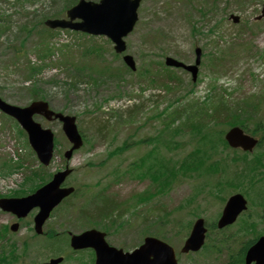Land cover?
<instances>
[{
  "label": "rangeland",
  "instance_id": "obj_1",
  "mask_svg": "<svg viewBox=\"0 0 264 264\" xmlns=\"http://www.w3.org/2000/svg\"><path fill=\"white\" fill-rule=\"evenodd\" d=\"M74 1L0 0V97L3 100L22 107L29 104L32 99H36L28 93L30 86L26 85L30 80L26 78L28 74L26 68L30 65L28 60L34 56L38 58L42 53H45L46 47H50L49 40L56 34L47 36V32L39 21L41 22L42 17L57 18L56 16L60 15L63 8ZM92 1L96 2L97 0ZM263 4L264 0H142L137 11L138 24L125 39L127 52L135 61L136 71L123 74L125 81L122 77L123 82L119 80V83L112 78L111 74L122 71L123 66L121 60L113 56L112 45L106 41L107 39L81 38L72 33H64L66 42L61 44L58 62L56 61V65L54 64L61 69L62 73L42 79L43 82L39 83L43 91L41 95L43 101L48 102L51 109L56 112L76 117L82 126L87 144L73 155L69 166L73 168L74 173L68 178L67 183L76 184L87 196V199L78 194L72 202L63 201L60 208L53 213L46 224L47 228L52 227L59 232L62 230L71 233L77 232L76 230L80 229V220L83 219V214L80 213L81 205L84 204V201L96 205L91 199L93 195L108 204L110 199L122 201L120 196L130 198V193L147 190L141 198L132 197L128 204L142 199L148 201L151 196V190L148 189L152 186L147 179L139 182H127L126 185H122L126 179H134L138 176L135 174V170L139 167L138 160L143 156L141 152L145 151L144 146L131 144L124 154L107 155L111 159L107 162L110 164L103 170H101L102 168L87 167V162H101L107 152L122 145L123 142L130 144L131 139L151 136L154 130L161 127L162 120L153 119L154 121L148 122L147 118L157 112L165 111L169 104H172V107L167 110L166 115H170L175 108H183L187 102H193L207 93H211L209 87L214 84L220 92L225 90L230 94L226 98L230 103L236 104L247 99V110L253 114L259 112L255 118L250 117L246 120L250 128H254L252 121H264V96L260 98L254 96L260 94L261 85L264 84V60L252 58L264 51V33L256 36L257 29L264 28V19L258 21L257 24L253 23L254 17L260 14ZM230 16H238L240 23L233 24L229 19ZM243 21L250 23L248 28L252 29L254 36L242 35L238 37L239 34L244 33L241 31V29L243 30ZM22 26L31 29L23 30ZM193 28L198 29L200 33L193 31ZM209 29H212L213 32L211 33ZM248 42H252L254 45L253 53L249 52V48L246 51L247 46L244 45ZM87 46L100 47L102 55L95 51H84ZM195 47L202 50L201 65H199L198 71L201 82L195 84L197 86H193L194 94L187 93L182 97L193 85L190 82L189 74L170 70L169 73L176 74L181 83L176 82L175 85H172L168 82L172 87L167 88L164 86V83H167V74L162 73L159 67L167 56L186 64H192ZM213 59L217 61L219 59L225 63L216 62L218 68L215 69L211 67ZM145 69L147 74L143 75L142 72ZM93 74L100 75L102 81L105 82L101 86L94 87L91 83L95 84V82L88 80V76ZM251 74L256 76L257 82L254 86L250 78ZM246 96L251 97L246 98ZM142 102L144 106L139 108L138 106ZM136 107L139 109H134ZM123 108L134 113L130 117H126L125 114L128 112L125 113ZM215 118L226 120V116L217 114H215ZM120 119L124 121H119ZM37 121L43 127L51 129L57 141L54 163L45 170L51 173L64 165L60 154L62 155L67 144L57 122L47 124L40 119ZM193 123H197V121L192 122L189 129L197 135ZM176 126L180 127L179 123ZM220 128L223 129L225 126L219 124L217 129ZM185 133L186 131H183L175 138L181 147L178 150L165 153L167 157L179 159L196 145ZM18 156H27L31 166L37 164L36 159L29 154L23 136H17L14 126L11 123L5 125L4 120L0 119V159L8 162L10 159L16 160ZM152 157L153 155L149 159ZM133 158L135 159L124 170L117 172L110 168L118 166V163L122 166ZM226 161L230 168H234L229 158H226ZM103 173L110 179L109 182L97 181ZM20 177L22 178V174ZM213 182V179L195 175L184 177L165 194L152 198L143 206L141 204L144 202L139 201L138 205H141V208H138V212L132 216H125L128 225H130L126 228L127 235H122L117 242L113 240L115 241L114 246L124 244L126 248L131 249L132 245L139 240L134 238L135 233L132 231L140 228L141 224L145 222L144 217L147 214L150 221L148 224L152 226L147 232L158 231L166 236L165 240H170L169 244L179 248L183 243L182 235H176L175 232L181 228V225L183 228L191 219L189 213L180 212L178 209L192 192L198 191L200 186L211 185ZM261 184H264V179ZM84 185H89V187H84ZM121 185V189L115 188ZM224 188L225 190L229 189L226 185ZM7 191H9L8 185L0 182V194H7ZM207 192L210 193L209 190H205L203 194ZM216 193H223V191L216 190ZM206 199L207 197L203 196L200 205L208 211L211 208L208 206L209 200L206 201ZM261 199L264 200V195ZM217 201L218 205H222L223 202L220 198ZM71 203L75 206H72L73 209L75 208L74 210L69 207ZM168 210L169 212L171 210V215ZM78 211L80 214L76 218ZM90 211L92 212V210ZM164 211L168 212L169 217H164L161 221L167 219V223L162 224L160 219ZM91 212L90 215L93 218H98L103 214L100 210ZM213 212L215 211L209 214ZM2 213H0V228H4L14 221L10 214ZM163 225H165L166 231L163 229ZM26 232L22 226L16 235H9L10 239L17 243L18 248V244ZM38 239L42 240L41 237ZM33 240H28L26 244H32ZM46 240L50 242L45 244L48 249L53 247L63 250L67 244V237L63 234L55 235L52 238L48 236ZM7 243L8 238L5 236V231L0 229V245ZM29 251V248L23 249L21 254ZM49 256L48 252L40 254L35 252L34 255L28 253L23 264H29L32 260L35 262L44 261ZM0 264H3L1 256ZM66 264H74V262L69 261ZM181 264H188V261L183 258Z\"/></svg>",
  "mask_w": 264,
  "mask_h": 264
},
{
  "label": "water",
  "instance_id": "obj_2",
  "mask_svg": "<svg viewBox=\"0 0 264 264\" xmlns=\"http://www.w3.org/2000/svg\"><path fill=\"white\" fill-rule=\"evenodd\" d=\"M139 0H101L98 5L92 3L79 2L77 6L68 12L69 18H79L82 22L72 25L65 21L48 22L52 27H70L76 30H81L94 35H106L115 44L116 52H121L124 45L121 38L131 31L136 21V9ZM264 14V12H263ZM237 20H235L236 22ZM196 65L199 63L200 51L196 50ZM126 63L133 68L131 58H125ZM167 65L182 67L181 64L171 60H166ZM192 72L193 79L196 76V66L185 67ZM0 110L15 118L21 127L27 132L28 140L32 148L37 153L40 161L45 165L51 157L52 151V134L48 130H42L40 126L32 121V115L40 114L47 120L59 119L63 123V131L68 140L73 143V147L69 150L65 157L68 159L74 149L81 145L80 137L76 131L72 118L63 117L60 114H54L47 109V104L42 102L32 103L26 108L11 107L0 100ZM226 140L232 147H242L244 150H249L254 145L251 138L244 136L237 128L231 129L226 134ZM68 171L56 174L53 180L38 190L29 199L24 200L27 209L34 206L41 208V213L38 216V221L44 219L47 213L56 206L59 201L71 192L69 190H59L58 187L64 180ZM243 201L240 197L232 198L223 212L222 218L218 223V227L230 224L234 221L237 213L242 210ZM204 229L202 222L197 221L187 240L184 251L195 250L202 244ZM100 258L107 257L110 264H174L173 257L168 247L158 241L147 239L142 249L135 251L132 255H121L118 253L113 257L110 253L98 250ZM150 257L152 259L150 260ZM247 264L251 260L259 261L264 264V239L261 238L254 247H252L246 257ZM57 261H52L50 264H55Z\"/></svg>",
  "mask_w": 264,
  "mask_h": 264
},
{
  "label": "trees",
  "instance_id": "obj_3",
  "mask_svg": "<svg viewBox=\"0 0 264 264\" xmlns=\"http://www.w3.org/2000/svg\"><path fill=\"white\" fill-rule=\"evenodd\" d=\"M33 72V71H32ZM33 93V90L31 91ZM36 91L32 94L34 95ZM38 93V91H37ZM211 104H202L197 106H191L189 107L190 110L195 111L193 114L190 115H183L184 112H174L173 116H170L169 121L164 123V129L160 131V134H166L170 137V139H167L166 137L161 138L164 142L165 147L169 148V142L171 143L173 138L177 135L178 131L171 129V127L174 125L175 121L179 119L180 117H183V122L181 125L183 127H187V125L191 124L190 119L192 117L197 116L200 118L201 115L204 117L210 118L211 115L207 114L206 111L211 109ZM227 103L224 101V98L222 96H218V101L216 105H213L212 113H216L219 116H226L229 118H226V121H229V126L233 125H244V122L246 118L239 120L237 117L239 112H243L244 114H249L248 111L243 110L239 104H237V108L229 109L227 106ZM161 114V113H160ZM235 117V118H234ZM194 124V123H193ZM194 128L197 129L199 137H198V143L197 147L195 148V152L189 155L188 157L183 158L180 160L179 163H169L166 160L162 159L158 165H153L151 167L152 175L151 177L155 179L157 182V185H169L170 183L174 182L176 180V177L181 174L182 176H187L191 172H197L201 173L205 176H212L215 172L219 171L222 173L225 180H229L232 174L227 172L226 164L223 162V164H220V166L217 165L216 159H214L213 155H216L219 153L220 147H225L226 144L222 138L221 134H218L217 137L212 133L211 127L207 126L206 124L197 123L194 125ZM220 146V147H219ZM219 147V148H218ZM210 160V162H208ZM221 161H225L224 159H221ZM219 162V161H218ZM222 163V162H221ZM245 164V162H244ZM260 166H257L255 162L246 163V168L244 170L249 172L250 175L255 174V169L259 170ZM238 175L240 178L247 175V174H238L235 172V176ZM258 175V174H257ZM248 176V175H247ZM234 177V176H233ZM160 190L161 188H157ZM166 215L165 211L163 212V216Z\"/></svg>",
  "mask_w": 264,
  "mask_h": 264
},
{
  "label": "flooded vegetation",
  "instance_id": "obj_4",
  "mask_svg": "<svg viewBox=\"0 0 264 264\" xmlns=\"http://www.w3.org/2000/svg\"><path fill=\"white\" fill-rule=\"evenodd\" d=\"M262 148H264V146H262ZM239 151L241 152V150H239ZM240 156H241L240 158H244V155H241V153H240ZM252 157H253L252 154H251V156H249V155L247 156V158H252ZM260 157H264V153ZM262 162H264V160ZM241 187H242V185H238V186H232L231 188L241 189ZM241 194L244 196V198L247 200V202L250 201L244 192H241ZM256 207L260 210V212L264 208V206L259 207L258 205ZM215 208L217 209V212L218 211L221 212L222 208L220 205L215 206ZM247 216L248 215L241 216V217H243V220H242V223L240 225L234 224L232 226L225 227L223 229V231L225 233H227V232L232 233L235 229H237L238 230V236H239L238 239H235L233 236H230V235L228 236L229 239L232 242H234L235 249L233 250V249H230V247H229V248H227V250L224 251V253L222 254V257H221L223 264H245V253H246L247 249L251 246L250 244H253V242H252L253 239H252V234H251L253 225H251L249 222L245 223V218ZM219 217H220V213H219L218 217L215 218V220H214L215 222L214 221L211 222V225H213V228L215 226V223H217V220ZM239 220H241V219H239ZM259 224L262 226V229H259L257 227L255 230H258L261 233L260 236H262V235L264 236V223L261 221V219H259ZM208 225H209V223L206 224L207 227H208ZM232 228L234 230L229 231ZM230 251H232V253H233V255H231V256H229Z\"/></svg>",
  "mask_w": 264,
  "mask_h": 264
}]
</instances>
